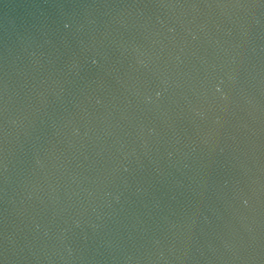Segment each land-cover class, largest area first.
I'll return each instance as SVG.
<instances>
[{
	"label": "water",
	"instance_id": "95a60500",
	"mask_svg": "<svg viewBox=\"0 0 264 264\" xmlns=\"http://www.w3.org/2000/svg\"><path fill=\"white\" fill-rule=\"evenodd\" d=\"M0 264H264V89L47 220Z\"/></svg>",
	"mask_w": 264,
	"mask_h": 264
}]
</instances>
